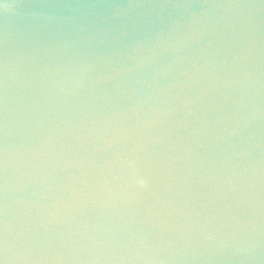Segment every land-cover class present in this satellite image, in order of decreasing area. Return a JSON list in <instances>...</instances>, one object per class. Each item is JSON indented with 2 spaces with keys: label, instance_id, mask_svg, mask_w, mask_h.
<instances>
[{
  "label": "water",
  "instance_id": "95a60500",
  "mask_svg": "<svg viewBox=\"0 0 264 264\" xmlns=\"http://www.w3.org/2000/svg\"><path fill=\"white\" fill-rule=\"evenodd\" d=\"M0 259L264 264V0H0Z\"/></svg>",
  "mask_w": 264,
  "mask_h": 264
},
{
  "label": "clouds",
  "instance_id": "9594fccd",
  "mask_svg": "<svg viewBox=\"0 0 264 264\" xmlns=\"http://www.w3.org/2000/svg\"><path fill=\"white\" fill-rule=\"evenodd\" d=\"M3 5H7L6 7H3L5 10H7L9 8L8 4H3ZM137 183L140 184L141 186H145V184H146V182L142 178H138Z\"/></svg>",
  "mask_w": 264,
  "mask_h": 264
},
{
  "label": "snow or ice",
  "instance_id": "6c2138e0",
  "mask_svg": "<svg viewBox=\"0 0 264 264\" xmlns=\"http://www.w3.org/2000/svg\"><path fill=\"white\" fill-rule=\"evenodd\" d=\"M0 264H4V261L2 259H0Z\"/></svg>",
  "mask_w": 264,
  "mask_h": 264
}]
</instances>
